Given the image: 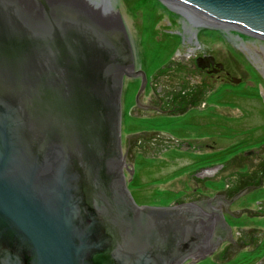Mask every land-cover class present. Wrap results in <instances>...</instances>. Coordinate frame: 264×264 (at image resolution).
I'll use <instances>...</instances> for the list:
<instances>
[{
	"label": "water",
	"instance_id": "95a60500",
	"mask_svg": "<svg viewBox=\"0 0 264 264\" xmlns=\"http://www.w3.org/2000/svg\"><path fill=\"white\" fill-rule=\"evenodd\" d=\"M156 1L193 26L264 41V0ZM126 33L118 0H0V264H185L214 252L221 213L137 205L127 189Z\"/></svg>",
	"mask_w": 264,
	"mask_h": 264
},
{
	"label": "rangeland",
	"instance_id": "374dc122",
	"mask_svg": "<svg viewBox=\"0 0 264 264\" xmlns=\"http://www.w3.org/2000/svg\"><path fill=\"white\" fill-rule=\"evenodd\" d=\"M118 2L131 39L134 71L159 70L161 66L169 62L170 58L175 59L188 55L189 51L197 55L211 54L219 63L232 71V76L236 78L242 76L245 85L237 86L234 90L238 94H244L245 103H248L244 112L254 116L258 125L264 129L262 98L264 96V64L260 58L262 56L264 60L263 40L239 34L245 38V41L247 39L244 48L240 45L243 44L241 41L238 42L227 35L225 29L219 30L216 27L206 30L209 32L213 30L215 33L218 31V34L214 35L216 40L208 39L204 36L207 35L205 32L204 35L197 33L195 39L188 40L190 33L186 32L183 20L165 9L160 2L156 0H119ZM189 27L192 31L193 28ZM163 87V83L160 82L157 89L156 86L154 89L158 92ZM135 90L136 87L131 81L126 79L123 81L120 102L122 107L121 149L125 157L124 163L129 164L132 169L131 177L126 170L124 174L126 179L130 178L126 181L127 189L135 203L150 207H170L184 204L187 201H195L200 198V194L213 196L218 191L224 190L231 179H234L232 165L240 164L235 168H241L244 160L241 155L224 156V158L219 155L217 161L214 162L225 164L222 170L210 169L199 172L210 165L207 158H214V156H208L212 151H209L206 145H214L212 149L214 151L217 148L225 149L233 143L237 144L240 137L236 135L232 139L217 140L215 136H211L209 128H197L188 123L194 112L185 114H151L150 112L141 115L140 107L135 100ZM145 92L151 95L154 90L149 86ZM148 98L149 96L145 95L142 102H147ZM162 102L163 100L159 99L158 102H154L155 104L152 103L154 109L163 108ZM220 111L232 116L239 115L238 111L233 108ZM254 118L249 117L250 126L243 124L241 127L253 128L256 125ZM252 133H249V137L253 136ZM255 135H258V132ZM253 160L255 159L250 160V163H253ZM234 176L237 181V178L241 179V182L249 178L248 173H238ZM226 178H229L228 181H225ZM236 191L237 188L230 190L229 195ZM256 199L264 200V184L262 189L241 196L230 208L234 212L240 210L247 212H243L239 218L224 217L226 225H231L234 230L237 227H243L244 232L248 233L249 237L244 244L239 242L241 237L236 238L231 235L232 242H235V239L238 240L236 250L240 253L238 252L228 262H225L224 257H230V253L212 252L191 263L187 260L185 264H225L247 255V252L253 248L254 244L259 243L264 235V215L261 214L264 213V205L254 203ZM252 213L258 215L253 216ZM225 244L222 248L225 246V249L230 252L234 250L229 244ZM259 263L264 264V256Z\"/></svg>",
	"mask_w": 264,
	"mask_h": 264
},
{
	"label": "flooded vegetation",
	"instance_id": "af4514ba",
	"mask_svg": "<svg viewBox=\"0 0 264 264\" xmlns=\"http://www.w3.org/2000/svg\"><path fill=\"white\" fill-rule=\"evenodd\" d=\"M107 13V16L110 17L111 13L109 14L108 11ZM126 35L128 37L127 33ZM128 40L130 42L129 37ZM132 72L133 78H131L132 76L124 77L123 81L126 79L135 85V100L140 106L141 115L150 112L151 114H185L186 112H194V114L190 116L188 123L197 128H209L211 130V136H215L217 140L232 139L235 138L236 135L240 137L237 144L233 143L225 149L217 148L216 151H214L212 150L214 145H206L209 151H212L208 156H214V158H207L208 164L210 165L199 171L203 172L210 169L222 170L225 164L214 162L217 161V156L219 155H221L222 158H224V156L233 157L241 155L244 160L242 162L243 164H241V168H235L239 167L240 164L232 165L234 168L232 177H234V179H231L229 185L227 184L224 190L218 191V193L213 196L200 194V198L197 200L184 202V204L196 205L198 210L206 217L211 214L216 215L217 213H221L225 218L235 215L234 211L230 209L232 204L241 196L246 194L249 195L256 190L262 189L264 184V129H262L263 127L261 125H258L254 116L244 112L247 109L246 104H248L245 103L244 94H238L234 90L237 86L245 85L242 76H240V78L232 76V71L227 69L222 63H219L211 54L197 55L190 51L188 55L175 59L170 58L169 62L161 66L159 70L150 72L140 69L134 72L133 64ZM160 82L163 83L164 87L156 92ZM214 85L216 86L213 87ZM149 86L154 90L151 95L145 92L146 88ZM155 86L156 89H154ZM145 95H148L149 98L147 102L143 103L142 98ZM159 99L163 100V108L154 109L152 103L158 102ZM232 108L236 109L239 115L232 116L224 111L219 112V110H229ZM250 116L254 118L256 125L253 126V128L248 127L247 129L241 127L243 124L249 125L248 121ZM250 132H253V136L251 137H249ZM256 132H258V135H255ZM255 146L258 147L256 148ZM252 159L255 160H253V163H250ZM237 163L239 162L237 161ZM238 173H248L249 178L247 181L243 182H241V179L237 178L239 181L238 183L234 176ZM228 179L229 178H226L225 181H228ZM236 188L237 191L229 195V191ZM254 203H258V205L262 206L264 205V200L258 201L256 199ZM252 214L253 216L258 215L257 213ZM261 214L264 215V213ZM213 225L207 246L210 248L218 242L214 252H222L224 254L230 253L231 255L228 258L223 255V257L225 256L224 261L228 262L233 256L237 255L239 251L234 249L230 252L225 249V246L222 248V245L226 243L232 247L238 241L235 239V242H229L230 235L236 238L241 237L239 242L244 244L247 241V237H249L248 233L244 232L245 230L243 227H237L236 230H234L232 229L234 227L229 224H227L226 227L222 226L218 220H215ZM242 246H245V248L247 247L246 245ZM247 253V255L242 256L236 261L224 263L260 264L259 262L262 261L264 256V235L259 240V243L254 244L253 248ZM218 259L219 257L217 261Z\"/></svg>",
	"mask_w": 264,
	"mask_h": 264
},
{
	"label": "bare ground",
	"instance_id": "6f19581e",
	"mask_svg": "<svg viewBox=\"0 0 264 264\" xmlns=\"http://www.w3.org/2000/svg\"><path fill=\"white\" fill-rule=\"evenodd\" d=\"M119 1V0H118ZM164 4L168 7V8H171L172 9V11H173V13L174 14H176V16H179L180 17V19H182L183 20V25L186 27L185 29H186V32L189 34L190 33V36H189V38H188V40H192V39H195V35L198 33V34H207V35H204V36H206V37H208V39H211V40H216V37L214 36L215 34L217 35L218 34V31L215 33L213 30H211L210 32L209 31H206V30H209L210 28H208V26H210V25H212V24H210L209 22H206V21H203L202 19H199V23L200 24H202V26L200 25V26H193V25H191L190 23H188L187 22V20L186 19H183L182 18V16L179 14V13H182V11H181V9L178 7V6H176V5H172L171 3H169V2H167V1H164ZM163 6V5H162ZM165 9H167L165 6H163ZM168 10V9H167ZM170 11V10H169ZM171 11V12H172ZM186 24V25H185ZM188 24H189V26H191L192 28H193V30L191 31L190 30V27L188 26ZM188 26V27H187ZM218 28H219V26H217ZM223 28V27H222ZM189 30V31H188ZM217 30V29H216ZM215 30V31H216ZM213 31V32H212ZM205 32V33H204ZM225 33H227V35H229V36H231V37H233V38H235L238 42L239 41H241V43H243V44H240L241 46H243L244 48H245V46H244V43H246L247 42V39H246V41H245V36L244 37H242V36H240L238 33H236V32H234L233 30H227ZM194 35V36H193ZM213 35V36H212ZM198 37V36H197ZM185 39V38H184ZM236 41V42H237Z\"/></svg>",
	"mask_w": 264,
	"mask_h": 264
},
{
	"label": "trees",
	"instance_id": "16d2710c",
	"mask_svg": "<svg viewBox=\"0 0 264 264\" xmlns=\"http://www.w3.org/2000/svg\"><path fill=\"white\" fill-rule=\"evenodd\" d=\"M132 181H133V179H132ZM131 184H132V182H131Z\"/></svg>",
	"mask_w": 264,
	"mask_h": 264
}]
</instances>
